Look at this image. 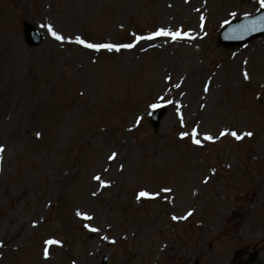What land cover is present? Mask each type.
Returning a JSON list of instances; mask_svg holds the SVG:
<instances>
[{
  "label": "rangeland",
  "instance_id": "1",
  "mask_svg": "<svg viewBox=\"0 0 264 264\" xmlns=\"http://www.w3.org/2000/svg\"><path fill=\"white\" fill-rule=\"evenodd\" d=\"M260 8L0 0V264H264V35L216 42Z\"/></svg>",
  "mask_w": 264,
  "mask_h": 264
},
{
  "label": "snow or ice",
  "instance_id": "2",
  "mask_svg": "<svg viewBox=\"0 0 264 264\" xmlns=\"http://www.w3.org/2000/svg\"><path fill=\"white\" fill-rule=\"evenodd\" d=\"M260 2H261V7H264V0H260ZM48 32H49V34L54 38V39H56L57 41H62L64 38L62 37V36H60L59 34H57L53 29H52V27L51 26H48ZM170 33H168V32H165L164 30H160V31H158L155 35H169ZM173 35V39H176L178 36H179V33H176V34H172ZM148 39H151L152 37H147ZM139 39V38H138ZM75 42L76 43H78V44H82V45H84L85 47H88V48H94V49H97V50H99L100 48H107V49H112L113 47H116V49L117 50H119V47H131L132 45H130V44H128V45H120V46H114V45H111V44H100V45H97V44H88V43H85V41L84 40H82L80 37H76V40H75ZM248 77H247V74H245V79H247ZM153 107H155V105H153ZM226 134H228V133H226V132H221L220 133V135L221 136H224V135H226ZM234 138H236V139H241L242 138V136L241 135H239V134H237L236 132H231L230 133ZM184 135H187V133H183L182 134V137L181 138H183V136ZM243 135H251V133H244ZM192 136H193V143H196V144H199L200 143V141L198 140V139H196L195 137H196V131L195 130H193V133H192ZM204 139L205 140H211L212 139V137L211 136H208V135H205V137H204ZM3 149H2V147H0V151H2ZM111 158H113V157H110V159ZM95 179H97L98 181L100 180V177H94ZM102 186H106V185H103V183H102ZM148 194L147 193H145V192H141V193H139V196H147ZM139 198V197H138ZM76 215L77 216H81L82 214L80 213V212H77L76 213ZM189 215H190V213H189ZM84 219H91V217H88V216H84L83 217ZM173 219H176V217H173ZM85 227H88V225H85ZM91 231H96V229H90ZM58 243V241H54V240H46L45 241V244L46 245H52V244H57ZM48 255H49V252H48V248L47 247H45V249H44V256H45V258H48Z\"/></svg>",
  "mask_w": 264,
  "mask_h": 264
},
{
  "label": "water",
  "instance_id": "3",
  "mask_svg": "<svg viewBox=\"0 0 264 264\" xmlns=\"http://www.w3.org/2000/svg\"><path fill=\"white\" fill-rule=\"evenodd\" d=\"M246 22H244V25L249 26V28L251 30H245L242 32H239V27L237 26V22L234 23L232 22L231 25H229L227 27L226 30H228V32H225V37H227L230 41L224 39L221 37V39L219 40V42L221 43H226V44H233L234 42L236 43H240L242 40H245L255 34H260L264 32V11H262L261 13H259L258 15L254 16V17H248L245 19ZM234 28V29H232ZM26 29H29L28 25H26ZM40 37H38V39H35L34 41H29L32 44H35L37 42H39ZM160 116V112L156 113L153 119V123L156 125L158 122V118Z\"/></svg>",
  "mask_w": 264,
  "mask_h": 264
},
{
  "label": "bare ground",
  "instance_id": "4",
  "mask_svg": "<svg viewBox=\"0 0 264 264\" xmlns=\"http://www.w3.org/2000/svg\"><path fill=\"white\" fill-rule=\"evenodd\" d=\"M141 40L143 41V40H145V39H141ZM138 43H140V44H141L142 42L139 40V42H137V44H138Z\"/></svg>",
  "mask_w": 264,
  "mask_h": 264
}]
</instances>
